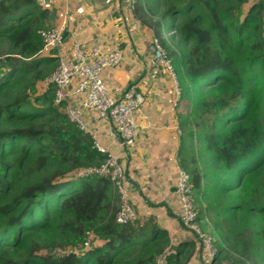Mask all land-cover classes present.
I'll return each mask as SVG.
<instances>
[{
    "label": "trees",
    "instance_id": "obj_1",
    "mask_svg": "<svg viewBox=\"0 0 264 264\" xmlns=\"http://www.w3.org/2000/svg\"><path fill=\"white\" fill-rule=\"evenodd\" d=\"M132 13L170 59L177 162L215 262L264 264V0H134ZM49 20L36 0H0V264H158L164 232L152 218L115 222L110 179L76 176L107 154L51 86L38 93L58 64L55 49L41 53ZM89 231L99 245L73 253ZM168 252L163 264L187 260Z\"/></svg>",
    "mask_w": 264,
    "mask_h": 264
},
{
    "label": "crops",
    "instance_id": "obj_2",
    "mask_svg": "<svg viewBox=\"0 0 264 264\" xmlns=\"http://www.w3.org/2000/svg\"><path fill=\"white\" fill-rule=\"evenodd\" d=\"M36 2L48 11L47 28L64 24L63 42L54 48L58 62L72 60L74 45L87 52L92 48L119 52L121 60L104 69L101 78L112 98H118L130 87L143 97V104L132 113L137 134L131 147L120 145L110 123L100 119L96 111L80 109L81 97L71 94L77 78L69 84L65 105L81 110L83 131L123 169L121 186L137 220L152 218L168 239V253L187 258L184 264H205L196 237L179 222L182 207L175 189L180 170L178 111L173 107L171 76L153 63L151 30L136 19L127 0ZM169 36L173 42L170 34L165 35L166 41ZM37 89L43 92L44 83L38 84Z\"/></svg>",
    "mask_w": 264,
    "mask_h": 264
},
{
    "label": "built area",
    "instance_id": "obj_3",
    "mask_svg": "<svg viewBox=\"0 0 264 264\" xmlns=\"http://www.w3.org/2000/svg\"><path fill=\"white\" fill-rule=\"evenodd\" d=\"M132 6L134 0H127ZM64 24L58 28H47L39 31L42 39L41 53H48L51 49L57 48L63 42ZM154 65L162 69L171 76L173 82V107L179 103V90L172 71L170 59L161 45L158 38H152L150 47ZM74 57L69 62L59 61L55 71L44 79L45 86L53 88V103L59 105L67 100L68 87L72 79L77 78V85L71 92L74 96H80V109H91L96 111L100 119L108 121L112 127V132L116 135L122 147H131L136 138V126L132 119V113L143 104L142 95L136 93L132 87L128 88L118 98H112L107 94L106 87L101 78V72L109 67H114L121 60L117 51L103 52L99 48H92L88 52L74 45ZM65 114L74 122L80 130H84L80 111L68 105H64ZM180 136V130H177ZM96 149L104 154L106 150L98 147ZM96 175L109 178L118 194L120 205L115 214V222L125 225L137 220L136 213L129 204L128 199L122 189L123 169L116 159L107 154L104 162L98 166L89 167L76 172V176L83 177ZM176 182V192L181 202L182 213L179 222L183 228L191 232L200 244L203 252L205 264H228L226 262H215L214 239L203 233L195 222L196 213L191 202V185L189 176L183 170H179ZM99 239L93 232H86L82 244L73 253H82L98 246ZM166 249L159 257L158 264H163ZM70 250L56 251V256L70 253Z\"/></svg>",
    "mask_w": 264,
    "mask_h": 264
},
{
    "label": "rangeland",
    "instance_id": "obj_4",
    "mask_svg": "<svg viewBox=\"0 0 264 264\" xmlns=\"http://www.w3.org/2000/svg\"><path fill=\"white\" fill-rule=\"evenodd\" d=\"M170 35L174 36L173 34H170ZM170 37H171V36H169V37L167 38V41H168V42L170 43V45H171V44H172V41L169 40ZM177 73H178V72H177ZM178 74H179V73H178ZM38 93H41V92L38 91ZM201 149H202V146H201ZM191 202H192V204H193V206H194V211H195L197 217H201L200 203L198 202V200H197L196 198L193 199V197H192ZM200 219H202V218H200ZM197 225H198L199 229H200L203 233H205V234H207V235L213 237V236H212L213 233H210V231H209V230H210L209 227L203 226L202 222H200V223L197 224Z\"/></svg>",
    "mask_w": 264,
    "mask_h": 264
},
{
    "label": "clouds",
    "instance_id": "obj_5",
    "mask_svg": "<svg viewBox=\"0 0 264 264\" xmlns=\"http://www.w3.org/2000/svg\"><path fill=\"white\" fill-rule=\"evenodd\" d=\"M171 34H173V33H171ZM174 35V34H173Z\"/></svg>",
    "mask_w": 264,
    "mask_h": 264
}]
</instances>
